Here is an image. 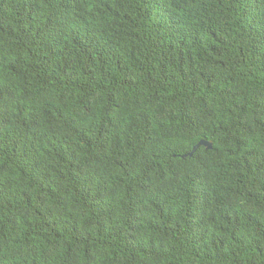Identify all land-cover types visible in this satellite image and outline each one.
Segmentation results:
<instances>
[{
	"label": "trees",
	"instance_id": "16d2710c",
	"mask_svg": "<svg viewBox=\"0 0 264 264\" xmlns=\"http://www.w3.org/2000/svg\"><path fill=\"white\" fill-rule=\"evenodd\" d=\"M0 264H264V0H0Z\"/></svg>",
	"mask_w": 264,
	"mask_h": 264
},
{
	"label": "water",
	"instance_id": "95a60500",
	"mask_svg": "<svg viewBox=\"0 0 264 264\" xmlns=\"http://www.w3.org/2000/svg\"><path fill=\"white\" fill-rule=\"evenodd\" d=\"M200 146H205L208 149L212 148V143L207 141V140H202L198 142L192 149V151L189 153L190 156L194 154V152L200 147Z\"/></svg>",
	"mask_w": 264,
	"mask_h": 264
}]
</instances>
